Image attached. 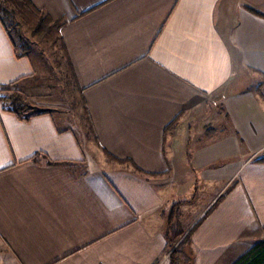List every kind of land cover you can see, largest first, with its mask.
<instances>
[{
    "label": "crops",
    "instance_id": "obj_1",
    "mask_svg": "<svg viewBox=\"0 0 264 264\" xmlns=\"http://www.w3.org/2000/svg\"><path fill=\"white\" fill-rule=\"evenodd\" d=\"M31 1L65 21L86 122L0 103V264H172L187 182L182 264L264 239V0ZM34 73L0 20V89Z\"/></svg>",
    "mask_w": 264,
    "mask_h": 264
},
{
    "label": "trees",
    "instance_id": "obj_2",
    "mask_svg": "<svg viewBox=\"0 0 264 264\" xmlns=\"http://www.w3.org/2000/svg\"><path fill=\"white\" fill-rule=\"evenodd\" d=\"M0 20L15 45L18 57L26 56L29 50L23 52L20 51L22 47L16 41L13 34L14 31H19L24 26H26L30 29L31 35L40 40L51 37V35H53L57 31L58 35L56 40L60 41V48L67 59V63L71 70L75 86L76 82L72 63L69 59L67 47L61 35V28L64 26L65 21L54 20L50 16V14L38 8L31 0H0ZM20 81L21 79L11 82L9 84H5L1 87L0 103L2 105V109L4 111L15 114L21 120L27 121L37 115H42L44 113L50 112V109L40 108L29 101L28 95H26L25 93V91H28L26 87H24V85L20 84ZM259 160H264V158ZM52 163L62 164L64 162ZM138 171L141 170L138 169ZM176 207L177 208L174 207L172 209L169 216L168 231L169 233L171 232L174 234V236L169 239V249L173 247L175 243L174 240H176L177 237L185 233L183 226L182 230H179V220L182 216V213L180 211L181 207ZM175 218L177 219V222L174 221ZM189 234H187L188 239L190 237ZM174 251V254L171 255L172 264H182V261H180L178 254L179 251L176 249ZM232 264H264V239L257 241L247 252L241 255Z\"/></svg>",
    "mask_w": 264,
    "mask_h": 264
},
{
    "label": "rangeland",
    "instance_id": "obj_3",
    "mask_svg": "<svg viewBox=\"0 0 264 264\" xmlns=\"http://www.w3.org/2000/svg\"><path fill=\"white\" fill-rule=\"evenodd\" d=\"M13 34L16 41L22 47L20 51L29 50L28 54L24 57L30 59L35 72L34 76L29 80L30 86L28 88H31L27 89L28 92L25 91L29 101L40 108H48L58 112L66 111L67 115L65 116L68 119L70 118L73 124L85 123L86 119L82 101L74 86L73 76L67 59L60 48V41L56 40L58 32L56 31L49 38L40 40L33 37L30 29L24 26L19 31H14ZM56 114L59 115L58 113ZM194 185H196L195 182H187L183 185L181 192H187L188 195L182 198H174L172 202L174 204L171 205L172 209L174 207L177 208L176 206L178 208L181 207V202H184L181 199L193 197L191 194L196 189ZM187 219L184 222L190 221L192 214ZM187 240H189L187 234L177 237L174 240L173 247L169 249V255H173L175 249H181ZM186 249H188L187 245Z\"/></svg>",
    "mask_w": 264,
    "mask_h": 264
}]
</instances>
